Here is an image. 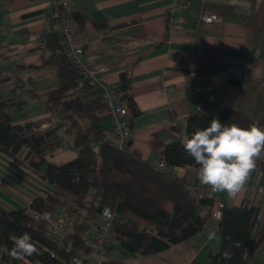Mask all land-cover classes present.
Listing matches in <instances>:
<instances>
[{
	"label": "crops",
	"instance_id": "0c3cea01",
	"mask_svg": "<svg viewBox=\"0 0 264 264\" xmlns=\"http://www.w3.org/2000/svg\"><path fill=\"white\" fill-rule=\"evenodd\" d=\"M183 1L80 0L74 6L80 30L75 41L88 63L108 68V81L117 93L121 75L130 76V96L139 110L135 118L129 110L130 146L149 164L158 162L167 143L184 139L182 124L189 116H216L229 109L264 129V0H188V9L175 14L178 23L168 27L171 9ZM59 2L0 0V74L15 77L0 91L24 104L14 115L18 124L34 123L42 130L54 115L40 100L56 87L57 77L56 69L46 64L50 52L44 43L38 47L37 37L44 39L50 30L47 18L59 14ZM199 9L215 13L220 22L198 23L194 15ZM97 120L104 142L112 145L110 114L103 110ZM75 157L62 148L47 163L60 166ZM175 169L179 178L197 180L195 169ZM263 189L264 173L256 164L240 191L214 190L213 196L228 206L263 205L258 230L264 220ZM46 191L50 187L45 182L0 154V210L23 208ZM94 221L101 224L103 217ZM218 223L211 219L200 234L158 255L122 258L111 252L110 257L123 264H209V255L219 250ZM261 249L250 264H264V244ZM105 260L95 257L89 264Z\"/></svg>",
	"mask_w": 264,
	"mask_h": 264
},
{
	"label": "trees",
	"instance_id": "16d2710c",
	"mask_svg": "<svg viewBox=\"0 0 264 264\" xmlns=\"http://www.w3.org/2000/svg\"><path fill=\"white\" fill-rule=\"evenodd\" d=\"M47 21L50 30L43 37L50 55L46 64L56 69L57 85L43 94V107L53 113L58 123L45 130L34 123L18 124L14 115L24 104L0 91V154L50 187L29 204L39 215L38 221H33L24 208L0 210V245L10 251L14 238L28 233L36 248L32 256L23 260L8 254L3 264H69L77 253H89L103 223L96 225L94 221L99 217V207L114 214L109 221V246L102 255L106 258L102 264H123L110 257L111 252L122 258L158 255L200 234L213 219V202L212 198L196 195L198 179L191 182L172 173L174 168L184 167L197 172L198 165L184 151L183 140L164 146L158 159L165 164L163 170L144 161L130 143L123 150L105 143L97 120L104 105L93 89L81 85L79 74L63 52L58 36L60 10ZM129 77L128 73L121 75L122 86L117 94L135 118L139 110L130 96ZM13 79L11 73L0 74V86ZM213 119L241 128L258 127L241 113L225 109L216 116H189L184 137L206 128ZM62 148L74 151L75 159L60 166L47 163V158ZM257 166L264 173V161ZM65 196L75 200L73 218L63 238L53 242L45 237L46 222ZM261 206L223 205L218 223L219 250L209 255V264L252 262L264 244V220L257 230Z\"/></svg>",
	"mask_w": 264,
	"mask_h": 264
},
{
	"label": "built area",
	"instance_id": "2783aa9c",
	"mask_svg": "<svg viewBox=\"0 0 264 264\" xmlns=\"http://www.w3.org/2000/svg\"><path fill=\"white\" fill-rule=\"evenodd\" d=\"M78 1L80 0H60L59 2V10L62 19L61 26L58 30L59 42L67 60L79 74L81 85L93 89L100 96L101 102L104 105V110L111 116L112 133L114 136V142L112 145L117 150H123L129 145L132 138L129 108L126 104L121 102L117 92L109 83L107 78L108 68L105 66L90 65L84 49L77 45L75 41L80 32L79 24L73 16L74 6ZM188 7V0L176 4L170 11L167 22L168 27L175 26L178 23V18L175 14L179 11L187 10ZM194 17L198 23L206 25L220 22L215 13H209L202 9H199L195 13ZM262 32L264 33V27L262 28ZM37 43L39 48L43 47L44 39L37 37ZM192 49L193 47H189V52ZM260 86L264 88V81L260 82ZM24 94L25 96L31 95L29 91H25ZM40 102L41 104L44 103L43 100H40ZM54 120L55 119H52V122H54ZM182 128H185V123L182 124ZM263 161L264 151H262L260 156L256 159V164ZM154 167L159 170H163L165 169V164L163 161H159L154 164ZM172 173L179 178V174L175 168L172 170ZM262 192L264 193V189L259 190V194ZM195 193L199 197L212 198L213 206L210 209L211 217L217 220L220 219L223 204L214 198V190L210 186L202 185L198 181L195 187ZM25 209L27 215L32 220H39V215L36 212H33L29 208V205H26ZM74 209L75 200L73 197L65 196L60 198L59 203L55 206L53 213L47 220L45 237L48 240L56 242L63 238L65 227ZM113 216L114 214L109 209H103V223L99 228V233L95 241L92 243L91 250L89 253H77L69 264H89L95 257H101L104 254L106 248L109 246L107 234L110 230L109 221L113 218ZM4 249H6V247L0 245V264H3L4 257L8 255V252ZM25 263L29 264L28 262Z\"/></svg>",
	"mask_w": 264,
	"mask_h": 264
},
{
	"label": "clouds",
	"instance_id": "9594fccd",
	"mask_svg": "<svg viewBox=\"0 0 264 264\" xmlns=\"http://www.w3.org/2000/svg\"><path fill=\"white\" fill-rule=\"evenodd\" d=\"M182 147L198 165L197 179L202 185L215 191L236 193L241 190L256 166V159L264 151V129L256 126L241 128L213 119L206 128L185 136ZM4 250L19 260L36 252L28 233L15 237L10 251ZM225 258H228L227 253Z\"/></svg>",
	"mask_w": 264,
	"mask_h": 264
},
{
	"label": "rangeland",
	"instance_id": "374dc122",
	"mask_svg": "<svg viewBox=\"0 0 264 264\" xmlns=\"http://www.w3.org/2000/svg\"><path fill=\"white\" fill-rule=\"evenodd\" d=\"M24 93H25V91H24ZM52 119H55L54 120V122H52ZM53 123V124H52ZM56 123H58V121H56V118L55 117H53V118H51V121L49 122V124H48V128H50V127H52L53 125H55ZM52 124V125H51ZM42 129V128H41ZM47 129V128H46ZM27 170V169H26ZM40 196V195H39ZM30 204V203H29ZM24 209H25V207H23ZM55 209V208H54ZM25 211H26V209H25ZM102 212H103V210H102ZM102 212H101V214H100V216H102ZM73 218V215H71L70 216V219H72ZM70 219H69V221H68V223H67V225H66V227H65V230L66 229H68L69 227H70ZM34 221V220H33ZM46 224H47V222H46ZM65 234V232L63 233V235Z\"/></svg>",
	"mask_w": 264,
	"mask_h": 264
},
{
	"label": "water",
	"instance_id": "95a60500",
	"mask_svg": "<svg viewBox=\"0 0 264 264\" xmlns=\"http://www.w3.org/2000/svg\"><path fill=\"white\" fill-rule=\"evenodd\" d=\"M102 210H103V208H102V207H99V208L96 210V213H97L98 215H100L101 212H102Z\"/></svg>",
	"mask_w": 264,
	"mask_h": 264
}]
</instances>
